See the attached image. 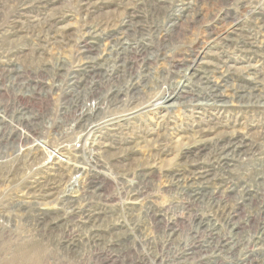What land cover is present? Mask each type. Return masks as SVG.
Wrapping results in <instances>:
<instances>
[{
    "label": "rangeland",
    "instance_id": "374dc122",
    "mask_svg": "<svg viewBox=\"0 0 264 264\" xmlns=\"http://www.w3.org/2000/svg\"><path fill=\"white\" fill-rule=\"evenodd\" d=\"M188 1L193 5L190 13L183 18L176 17L178 20L176 25L171 31L166 32L167 19L165 17L170 11V8L166 5H174L176 7L183 2L188 3ZM38 2V0H0V62L3 64L10 63L8 68L13 67L12 70L0 69V110L3 109L5 114H7L5 115L1 112L5 120L0 121V127L2 128H0V145L5 142V136L10 132H13V134L16 131L17 134H31L35 132L37 133L35 135H38V127L41 125L42 120L46 121V123L49 122V125H55L51 122L52 117L58 112V108L65 103L63 101L65 99V89L59 88L55 84L59 82L58 80L61 77V82L58 84L63 83L65 78L69 76L71 68L75 69L73 65L78 61H82L81 58H84L74 51V49L80 46L83 34L93 26L99 28L97 31L102 32L97 37H101L106 32L111 31L112 28L117 30L120 20L124 18V14L128 10L140 14L139 19H142L146 27L157 24L163 30L159 34V37L155 33H152V35L148 31L147 33L145 31L144 43L148 42L141 51H132L125 54L126 58H124V62L127 67L131 66L135 68L142 63L141 68L151 69V73L154 74V77H157L160 75V70L164 72L168 70L169 62L171 61L179 63L181 65L180 70H184V68L190 65L195 55L203 51L201 54L202 59L204 58L203 60L206 59V61L218 62L228 58L231 59L230 63L236 68L235 71H238L236 74H239L243 66L248 63L244 61L247 60V58L244 59L245 56L252 57L250 58V64H255V66L264 70V32L259 28L260 21L264 18V0H166L164 1L165 6L161 4V0H51L46 5H38ZM81 3L92 4V6L87 7ZM171 11L173 13L176 12L172 10V7ZM163 32H165V35H162ZM246 33H252L256 37V43L251 46L249 49L250 53L247 55L243 52L240 53V47L238 46V41L243 38L241 36L246 35ZM213 35H217L218 38H214ZM101 43L104 44V41L102 40ZM199 44H202V47ZM253 48L256 49L254 50ZM91 50H94V53L93 51H87L86 53L95 55V49ZM105 53L108 54L109 51L104 50V53L99 55V57H104ZM213 54H215V57H213ZM234 55H239L240 57ZM55 62H65L66 67L71 66L69 72L62 73L59 70H55L53 66H49ZM45 67L48 69H45ZM220 70L222 69L219 68L217 76ZM55 72L62 74L56 75ZM174 75L175 73H171L168 79L173 78L175 81H178L180 78ZM249 75L252 76V74ZM151 80L148 81L150 82ZM22 81H37L40 87L49 89L50 94L47 98L41 95V98L38 96L28 100L23 99L25 96L20 95L16 96L15 99L17 98L16 100L19 102H23L24 100L31 112L42 107V109L47 110L48 114L39 115L36 119H32V117L26 115L25 110L27 108H24L21 113H12V120L8 121L9 116H11L9 115V109L2 106L7 104V100L13 98V95L10 93L12 91L11 84L16 85ZM151 82L147 85L154 87V83L150 86ZM76 85L75 93L80 91V95H84L83 92L85 90L83 91L84 86H82V83ZM88 85H98V88L102 89L105 81L101 76H95L88 78ZM23 87H26L25 84H23ZM156 91L159 90L153 88V92ZM27 93L31 92L28 91ZM87 103H90L89 98L87 99ZM218 104L220 102H217L216 105H211L210 102L203 106L205 109L204 116L198 115L195 107L193 108L192 106L176 104L163 108L153 104L141 107L139 111L135 112L136 114L134 113L135 115L128 112V116L124 115L117 118L119 125L116 126L117 129L115 130L120 131V133L117 132V135L118 138L122 136L124 138L123 141L121 137L119 148H117L118 145L115 148L109 147L108 152L96 153V157L102 161H98V164L103 167L101 168L103 173L110 174V176L114 175V173L116 175L119 173L121 177L125 176L126 179H129L132 170L140 167L146 170L150 168L149 170L155 172V176L150 179L151 182L141 187L142 193L136 198H125L124 192L122 193L123 200H121L122 198H117V187L113 181L102 182V187L95 190L93 186L87 187L84 184L85 177L90 173L91 167L84 165V158H81L82 160L79 159V149L82 141H73L74 149L70 145L68 147L64 145L62 150L66 152L67 156L56 153L51 154L57 148L58 132L51 133L50 135L45 132L39 134L35 143L39 144L32 149L31 153L27 154V150H25L22 152L26 155L19 153L11 157L6 163H0V227L11 228L16 236H31L33 235L32 231L34 232V223L39 225L38 228H47L54 221L58 222V224L52 225L55 228L54 231L45 236L44 240L46 242H42L46 248H54L51 243L54 242L53 240L60 238L59 234H62L64 228L67 227V224L65 225L63 221L69 218L71 210L77 205L76 207H79V209H75L77 212L84 206L85 212L99 214L96 224L100 228H105L112 224L118 226L124 221L137 220L135 222L141 225L142 232L155 231L154 224L149 221L145 215V211L148 205L154 204L155 206L157 204L168 203L172 197V195L162 190L163 185L166 184L165 180L162 177H157L156 174L182 166L184 170L192 169L194 168V163H197L195 166L205 165L207 160L206 153H202L199 156L184 157L182 156V151L196 140L210 143L218 134H221L222 128L217 126L213 130L214 133L208 132L202 135L195 133V129L201 123H196V121H200L199 119L205 121L208 118L217 117L225 127L228 124L232 125L235 120L255 126L264 124V110L246 112L247 114H245L242 108L237 106L228 105L227 107H222ZM110 110L120 113L126 109L117 106ZM200 110L202 111V109ZM16 115H20L21 119H15ZM130 115L134 116L131 117ZM243 115L249 116L244 118ZM125 116L127 117L126 120L124 119ZM28 118L31 121L28 122ZM120 118H123V120ZM7 121L10 124H7ZM164 125H169L166 132L160 130ZM191 125L194 127L190 128ZM105 126L108 127L109 124L105 123ZM234 129H237L235 132L241 135L247 133L246 125L244 124H236L234 128H229V130ZM108 133L109 131L100 125L98 129L93 131V134L97 137L96 139L101 142L109 140L107 137ZM160 133L162 134L160 137L161 141L156 137ZM76 134L77 132H73V137ZM13 138L11 135V139ZM92 138L90 139L92 140ZM29 145L31 143L25 144L24 147ZM159 146L163 148L167 147L165 153L156 154ZM68 148L70 150H67ZM94 148L95 150L97 149L96 145H94ZM72 151V154H77L74 161V155H71ZM85 154L86 157L88 153L86 152ZM249 160L250 155L247 152L240 154L229 161L227 169L234 175L240 174L246 168H248L246 171H249L251 170V166H248L250 164ZM251 183L254 185L253 182ZM125 184H128V182ZM130 184L128 185L133 187L135 182ZM252 188L254 189L253 186ZM97 193H104L107 199L103 200V197L98 198ZM85 198H89L87 199L89 203L86 202ZM127 201L130 203L126 204ZM241 201L243 200L239 199L238 191L235 200L231 201V203H235L238 208L237 213H234V219L239 226L242 227L247 221L250 223H260L263 221L264 212H259L257 206H252L255 204L254 200L251 205H247L248 208L244 205L245 202L240 203ZM179 206L175 212L169 211L166 214L168 219L166 216L165 218L182 235L183 240L187 243V247H190L189 249L198 250V242L206 238L205 231L193 229L188 217L189 212L192 210L180 209ZM61 222L63 223L61 224ZM81 251L85 252L83 249ZM163 254H166V251ZM168 254L171 255L172 253L169 251ZM65 256V259L71 260L70 256ZM98 259H100V256H98ZM156 259L157 261L160 260L159 258ZM166 260H162V263L166 264ZM229 261L232 260L229 259ZM96 262L98 264L99 261L97 260ZM118 264H138L135 253H127L122 261H118ZM145 264H159V262H146ZM178 264L230 263L225 258L213 260L207 257L201 262L188 260L186 263L184 261V263Z\"/></svg>",
    "mask_w": 264,
    "mask_h": 264
},
{
    "label": "bare ground",
    "instance_id": "6f19581e",
    "mask_svg": "<svg viewBox=\"0 0 264 264\" xmlns=\"http://www.w3.org/2000/svg\"><path fill=\"white\" fill-rule=\"evenodd\" d=\"M38 1V5H46L51 0ZM161 1V4H164L166 0ZM81 4L87 7L92 6V4ZM166 6L170 8V11L165 17L167 19V26H165L167 32L171 31L176 25L177 18L186 17L190 13L193 5L188 1V3L183 2L176 7L174 5ZM171 7L172 10L176 11L175 13L171 11ZM139 15L132 10H128L124 14V18L122 17L123 19L120 20L118 29L112 28L111 31L106 32L101 37H97V35H101L102 33L101 31H97L99 28L90 26L91 28L89 27L90 29L83 34L84 36L80 46L74 49L76 53L84 57L81 58L82 61H78L73 65L75 69L77 68L76 70L71 68V66L66 67L65 62H55L49 65L62 73L69 72L70 68L71 71L63 83L58 84L61 82V77L58 80L59 82L57 81L58 83L55 84L59 88L65 89V99H63L65 103L63 102L64 104L58 108V112L52 117L51 122L55 125H49L48 121L46 123V121L42 120L41 125L38 127L39 134L45 132L50 135L51 133L58 132L57 148L51 154L56 153L67 156L66 152L62 150L63 146L66 145L68 147L70 145L73 148V141H82L79 149V159L84 158V165L91 167L90 173L85 177L84 184L87 187L93 186L95 190L96 188L100 189L102 187V182L113 181L117 187V198H122L121 200H123V194L125 198H136L139 196L142 193L141 187L151 182L150 179L155 176V172L149 170L150 168L146 170L140 167L132 170L129 179H126L125 176L121 177L119 173L117 175L114 173L111 176L110 174L103 173L101 169L103 167L98 164V161H101V159L96 157V153L108 152L109 147L115 148L117 145V148H119L122 136L118 138L117 132L120 133V131L115 130L117 129L116 126L119 125L118 117L128 116V112L129 114H134L141 107H147L153 104L163 108L176 104L192 106L193 108L195 107L198 115L205 113L203 106L210 102L211 105H216L217 102H220L218 105L222 107H227L228 105L237 106L242 108L245 114H247L246 112L264 110V70L255 66V64H250V58L252 57L249 56L244 57V59L247 58L244 61L248 63L243 66L239 74H236L238 71H235L236 68L230 63L231 59L228 58L218 62L206 61V59H202L201 54L203 51L198 52L190 65L184 68V70H180L181 65L179 63L171 61L166 72L159 69L160 75L157 77H154L151 69L141 68L142 63L135 68L125 66V54L132 51H141L148 42L144 43L147 31L150 34L155 33L159 37V34L163 30L157 24L146 27L142 19H139ZM259 28L264 32V18L261 19ZM162 35H165V32ZM213 37L216 38L217 35H213ZM241 37L243 38L238 41V46L240 47L239 52L247 55L250 53L249 49L251 46L256 43V37L252 33H246V35ZM102 40L104 44L101 43ZM201 45L199 44V46ZM91 49H95V55L86 53L87 51H93L94 53V50ZM104 50H108L109 53H105L106 55L104 57H99V55L104 53ZM234 56L240 57L239 55ZM213 57H215V54H213ZM9 66L10 63L3 64L0 62V69L12 70L13 67L8 68ZM219 68L222 70H220L217 76ZM45 69L48 68L45 67ZM62 73L55 72L56 75H61ZM171 73H175L174 76H178L180 79L178 81H175L173 78L168 79ZM249 74H252V76ZM95 76H101L105 81L102 89H99L98 85H88V78ZM150 79H152L150 86L154 83V87L147 85L150 83L148 81ZM79 83H82V86H84L83 91L85 90L84 92L82 91L84 94L82 96L79 93L80 91L75 93L76 84ZM23 84L26 87H23ZM11 87L12 91L10 93L13 95V98L7 100V104L2 106L9 109V115L14 112L21 113L24 108H27L25 110L26 115H29L32 119H36L39 115L48 114L47 110L42 109V107L31 112L27 107L28 104L24 100L23 102H19L15 97L22 95L25 96L23 99L30 100L38 96L41 98L42 95L47 98L50 94L49 89L40 87L37 81H22L16 85L11 84ZM153 88L159 91L153 92ZM23 91L26 93H23ZM28 91L31 93H27ZM88 98L90 103H87ZM117 106L124 107L126 110L120 113L110 110ZM1 112L5 114L3 109L0 110V115ZM248 116L243 115L244 118ZM126 118L125 116L124 119L126 120ZM15 119H21V116L16 115ZM120 119L123 120V118ZM4 120L3 115H1L0 121ZM11 120L12 115L9 116L8 121ZM199 120L196 123H201L195 129V133L202 135L213 132L217 126L222 128L221 134H218L210 143L196 140L190 145L188 144L189 146L185 147L182 151V156L184 157L199 156L202 153H206L207 160L205 165L195 166L197 163H194V168L192 169L184 170L182 166L175 167L169 171H158L159 173L156 176L162 177L166 183L163 185L162 190L172 195V197L168 203L157 204L155 206L154 204L148 205L145 215L154 224L155 231L142 232L141 225L135 222L137 220L124 221L118 226L112 224L105 228H100L96 224L99 219V214L85 212L83 209L84 206L77 212L76 210L79 207L75 205V208L70 212L71 215L69 218L63 221L65 225L67 224V227L64 228V231L62 230V234L58 233L60 238L53 240L54 242L51 243L54 248L48 249L42 242H46L44 240L45 236L54 231L55 228L52 225L58 224V222L54 221L47 228H38L39 225L34 223V232L32 231L33 235L31 236H16L11 228L0 227V264H97V260L99 261L98 264H118V261H122L123 257L130 252L135 253L138 264H145L146 262H159V264H164L162 263L164 259H167L166 264H178L184 263V261L186 263L188 260L201 262L207 257L213 260L225 258L230 264H264V218L260 223H250L247 221L241 227L234 219V213H237L238 208L235 203H231V201L235 200L239 191V199L245 202L244 205L246 207L249 204L251 205L254 200L256 205L254 204L252 206H257L259 212H264V124L255 126L235 120L232 125L228 124L225 127L217 117H211L205 121ZM8 121L7 124H10ZM27 121L29 122L31 119L28 118ZM105 123H108L109 126H105ZM236 124L246 125L247 133L241 135L235 132L237 129L229 130V128H234ZM99 125L101 127L104 126L109 131L107 134L109 140L101 142L96 139L97 137L93 134V131L98 129ZM168 126L164 125L160 130L166 132ZM193 127L191 125L190 128ZM73 132H77L74 137ZM161 133L156 136L160 141V137L163 134ZM35 134L37 133L17 134V131L14 134L13 132L8 133L5 136V142L0 145V163H6L11 157L19 153L22 154L24 153L22 151L25 150H27V154L31 153L32 149L39 144H35L38 139L37 136H39V134ZM11 135L14 137L13 139H11ZM110 135L113 137L111 138ZM123 139L122 137V141ZM116 141L118 142L116 143ZM27 143H31V145L24 147ZM94 145L97 147L96 150ZM166 148L159 146L156 154L165 153ZM67 150H70V148ZM86 152L88 154L85 157ZM245 152L250 155V164L248 166H251V170L246 171L248 170L246 168L248 166H246V169L240 172V174H232L227 169L229 161ZM72 153L73 151L71 155H74V161L77 154ZM126 182L128 184L135 182V184L133 187H130L128 184H125ZM83 188L85 189V187ZM97 196L98 198L103 197V200L107 199L104 193H97ZM127 203L130 202L127 201ZM178 206L180 209L192 210L189 212L188 217L193 229L196 228L195 230L206 232H204L206 238L204 237L205 239L198 242V250L194 251L189 249L190 247H187V243L183 240L182 235L167 220L166 214L169 211L175 212ZM82 249L85 252L81 251ZM165 251L166 254H163ZM169 251L172 253L171 255L168 254ZM65 255L70 256L71 260L65 259ZM98 256H100V259H98ZM156 258L160 260L158 259L159 261H157ZM229 259L232 261H229Z\"/></svg>",
    "mask_w": 264,
    "mask_h": 264
}]
</instances>
